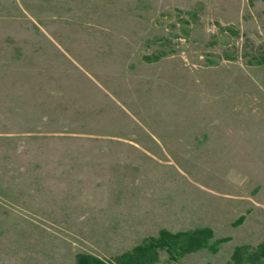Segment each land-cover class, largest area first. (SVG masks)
Segmentation results:
<instances>
[{
  "label": "rangeland",
  "instance_id": "1",
  "mask_svg": "<svg viewBox=\"0 0 264 264\" xmlns=\"http://www.w3.org/2000/svg\"><path fill=\"white\" fill-rule=\"evenodd\" d=\"M263 243L264 0H0V264Z\"/></svg>",
  "mask_w": 264,
  "mask_h": 264
},
{
  "label": "trees",
  "instance_id": "2",
  "mask_svg": "<svg viewBox=\"0 0 264 264\" xmlns=\"http://www.w3.org/2000/svg\"><path fill=\"white\" fill-rule=\"evenodd\" d=\"M212 232L208 228L196 229L188 232L171 233L169 231H162L158 238H153L150 246H153L154 253L158 248L168 249L173 252L180 249L181 253H188L199 249L211 238ZM150 247L144 248L142 246L135 248L130 253H125L118 258L120 264H151L152 250ZM153 252V251H152ZM264 257V243L259 248L251 249L247 246H240L236 249L233 255V261L228 264H244L251 262L258 264ZM79 264H103L101 260L91 255H80Z\"/></svg>",
  "mask_w": 264,
  "mask_h": 264
}]
</instances>
